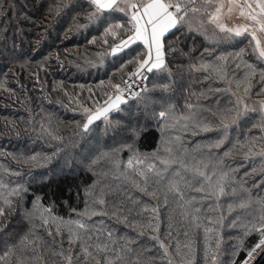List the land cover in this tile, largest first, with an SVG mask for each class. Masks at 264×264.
<instances>
[{
    "label": "snow or ice",
    "instance_id": "snow-or-ice-1",
    "mask_svg": "<svg viewBox=\"0 0 264 264\" xmlns=\"http://www.w3.org/2000/svg\"><path fill=\"white\" fill-rule=\"evenodd\" d=\"M65 11L75 13L72 21L77 30L95 27L100 33L99 38L93 36L88 41L96 44L99 39L102 46H107L106 52L97 53L100 64L104 63L105 56L117 58L125 50L130 55L117 69L121 73L119 82L109 78L107 84L102 80L97 85L104 97L103 103L93 100L91 88L87 99L92 100V107L69 97L70 102L78 105L82 118V122H76L74 137L84 143L78 145L76 140H69L65 144L64 137L51 130L50 122L47 126L43 122L40 124L45 134L59 142L52 156L63 154L68 158L65 163L69 167L96 177L90 184L83 185L82 210L71 207L67 201L62 202L69 207L70 213H75V218L56 215L55 201L45 205L38 194H33L32 207L24 208L28 188L21 183L9 188L0 182V189L7 190L6 194L0 192L3 201L0 206V221H3L0 222V264H127L126 254L132 251L127 247L128 238L122 237L126 243L117 247L118 241L106 225L105 218L109 216L125 224L131 218L140 234L149 230L155 233L150 239L159 245L162 264H199L201 251L204 264H219L222 230L239 227L244 236L256 233L259 237L241 262L249 264L253 253L264 247V197L256 198L258 208L254 214L249 213L252 219L242 220L236 216L227 222L221 202L229 195H237V188L232 186L235 178L230 175L234 170L225 169L223 157L214 160L211 149H220L226 141L232 143V130L239 127L249 112L259 113V121L253 127L264 132V0H55L49 7V13L57 16ZM185 29L189 34L203 35L217 47L233 46L234 42L239 44L245 39L248 43L218 55L205 48L199 58L187 65L191 78L189 87L180 88L184 77L180 75L177 80L178 73L170 67V56L178 51L182 53V49L176 47L180 37L175 34ZM169 36L175 40L169 41ZM205 55L209 58L205 59ZM230 64L236 70L243 69L242 75L238 77L235 71L230 72ZM129 67L131 71H127ZM150 76L153 78L151 88L147 83ZM36 79L39 81L38 75ZM200 80L222 82L224 87H216L214 91L228 92L234 99L226 105L219 99L214 105L202 103L209 100L213 90H193L191 85ZM137 84L143 86L136 90L133 85ZM257 84L258 91L255 90ZM3 86L0 82V87ZM178 90L187 94L183 110L176 99ZM254 91L260 99L252 100ZM142 118L156 120L161 132V139L151 152L141 151L138 146ZM201 132L213 133L217 139L206 145L198 144L191 151L184 146L186 134L195 136ZM259 139L264 142V136ZM256 140V136H245L243 140L238 137L232 149L246 156L264 158V148L254 151ZM203 147L209 149V154L201 153ZM232 149L225 151L223 156H229ZM125 151L128 153L126 160L121 155ZM52 156L34 153L18 162L42 164ZM101 160L111 165L113 176L123 177L131 188L144 196L156 201L162 198L164 205L169 203L171 196L180 209V219L177 221L170 216L169 228L177 227L178 233L182 230L183 242L175 238L173 245L160 239L159 203L149 205L127 195L124 200L110 205L106 195L112 189L102 185L100 179L108 172L96 171ZM242 191L247 197L239 203H229V213L237 208L251 207V192L243 187ZM13 197L18 198L16 207L23 209L20 213L23 227L11 228V220L5 219L15 211ZM128 202L143 205L136 212L140 219L133 217L134 208L128 207ZM93 217L97 219L94 221ZM200 231L203 232L202 250L195 238ZM167 236L172 239L171 231ZM148 264L153 262L150 260Z\"/></svg>",
    "mask_w": 264,
    "mask_h": 264
},
{
    "label": "trees",
    "instance_id": "trees-1",
    "mask_svg": "<svg viewBox=\"0 0 264 264\" xmlns=\"http://www.w3.org/2000/svg\"><path fill=\"white\" fill-rule=\"evenodd\" d=\"M54 3L55 0H0V81L14 79L16 86L8 83L5 85L4 91L12 96L15 94V102L21 108H26L31 112V115L25 114L21 109L18 110L17 104L14 106L17 111L11 110L8 112V110L0 109V131L6 134L3 138L5 140L3 145H0V181L7 184L9 188L14 187L17 183L24 184L28 188V193L23 202L24 208L30 209L34 198L33 194H38L43 197L45 205L55 201V214L67 219L69 216L75 218V213H70L69 207L62 202L67 201L71 207L76 208L78 211L82 210L84 208L83 185L90 184L96 177L92 173L84 172L74 166L69 167L65 163L68 158L63 154L52 156L55 146L59 142L52 140L50 136L45 134L40 124L43 122L47 126L50 122L51 130L55 134L64 137L65 144L69 140H76L78 145L84 143L74 137L76 122H82V118L78 105L70 102L69 97L78 98L86 106L92 107V100L87 99L89 96L88 89L91 88L94 93L93 100L103 103L104 97L97 85L102 80L107 84L109 78L113 82H119L121 73L117 69L124 60L129 58L130 53L125 50V53L118 54L117 58L105 56L104 63L100 64L97 53L106 52L107 46H102L99 39L96 44L88 43L93 36L99 38L100 33L95 27L77 30L72 21V16L75 13L65 11L60 16L49 13V7ZM175 36L180 37L176 47L182 49V53L178 51L170 56V67L178 73V81L180 75L184 77L183 84L179 85L180 88L189 87L191 78L187 73V65L199 58L205 48L218 55L220 52L232 51L235 47V42L233 46L220 45L217 47L210 40H206L203 35L195 32L189 34L186 29L183 33L177 32ZM168 39L173 41L175 37L169 36ZM131 47L136 48L135 45ZM57 57H59V60ZM204 58L208 59L209 57L205 55ZM86 61H91V63H86ZM229 67L230 72L235 71L238 77L242 75L243 69L236 70L234 65L231 64ZM131 70V67L127 69V71ZM37 75L39 81L36 79ZM25 80L28 82L23 84ZM152 82L153 78L150 76L149 88H151ZM191 87L197 92L207 91L209 88L213 90L210 93L209 100L202 101L205 104L214 105L216 100L219 99L222 104L226 105L232 99L231 94L228 92L216 93L214 91L216 87H224L222 82L210 83L200 80L193 83ZM258 89L259 84L255 90L258 91ZM186 95L185 92L180 90L176 93L180 110H183ZM133 110L135 111V107H133ZM258 121V112L249 113L247 118L240 122L239 127L232 130V143L226 141L220 149H211L213 159L220 158L214 156L216 151H222L221 157H223L226 169L228 158L224 157L223 153L232 149V144L235 143L238 137L241 140L245 136L251 137L250 134L253 133L249 132V128L257 124ZM140 124L143 126V130L138 146L141 151L151 152L161 139L158 122L142 118ZM101 127H103L102 124ZM109 135H112L111 132ZM215 139H217V136L213 133L201 132L195 136L188 133L185 135L183 143L191 151L198 144L206 145ZM193 145L195 147H192ZM86 148L87 145H85ZM85 149H79V151L82 152ZM69 151H72V149L69 148ZM34 153L47 154L52 156V159L35 165L18 162L23 157L31 156ZM201 153L207 155L209 149L203 147ZM239 153L238 149H232L230 154L239 155ZM121 155L126 160L128 153L125 151ZM234 158L239 159L237 156ZM110 169L111 165L106 160H101L96 165L98 173L108 172L107 176L100 177L101 184L108 185L112 189L106 195L108 203L111 205L124 200L127 195H131L133 198L149 205L159 203L160 239L164 240L165 243L171 242L173 245L175 244L174 238H179L183 242L185 239L183 231L180 230L178 233L177 227L169 228L170 216H173L177 221L180 219L172 213V207L162 205L154 199L148 200V196H144L131 188L123 177L113 176ZM10 173L19 174L13 179L10 177ZM6 191L5 189L0 190L5 194ZM77 191H79V198H77ZM97 191H99V188ZM13 201V208L17 209V214L15 211L13 212L15 218H13L11 227H23V220L19 215L23 209L16 207L17 197H13ZM142 206V204L132 205L128 202V207L134 208L132 215L136 219L141 218L136 216V212ZM96 219V217H93L94 221ZM105 221L108 229L112 231L113 238L118 241L117 247L126 243L125 240L121 239L122 237L128 238L127 247L131 248L132 251L126 254L127 264H148L150 260L153 264H162V252L159 245L156 241L150 239L155 233L149 230L140 234V230L133 225L131 218L127 224L120 222L114 216L105 218ZM227 222L230 223L231 221L227 220ZM236 229L240 231V235H243V229L239 227ZM39 231L44 234L42 229ZM170 231L172 233L171 240L167 236ZM232 231L229 227H225L222 233L224 236L230 237ZM190 232L194 231L190 229ZM195 238L199 240V244L203 243L202 231L196 234ZM258 239L257 234L252 233L247 236L246 242L251 245L255 244ZM243 255H245V252H241L237 260ZM201 257L202 251L198 256L199 264L201 263Z\"/></svg>",
    "mask_w": 264,
    "mask_h": 264
},
{
    "label": "rangeland",
    "instance_id": "rangeland-1",
    "mask_svg": "<svg viewBox=\"0 0 264 264\" xmlns=\"http://www.w3.org/2000/svg\"><path fill=\"white\" fill-rule=\"evenodd\" d=\"M1 81L3 82L4 86L0 87V109L8 110V112L11 110L17 111V109H14L15 104H17L15 102V97H14L15 94H13L14 96H12L6 91H4L6 84L11 83L13 86H16V83H15L16 81H14V79L4 80V81L1 80ZM27 82L28 81L25 80L23 84H26ZM4 92L5 94H7L6 96ZM260 98L261 97H258L253 93L252 100H257ZM232 99L234 98L232 97ZM249 104H251V101H249ZM17 106H18V110L21 109L25 114L31 115V112L28 111L26 108L23 109L18 104ZM249 113H252V112H249ZM249 132L253 133V134H250L251 136L257 137V140L255 142L254 151L258 152L261 148H264V142H261L259 139L261 136H264V132H262L258 127H253V126L249 128ZM5 136L6 134L3 131H0V145L1 146L3 145L5 141L3 139L5 138ZM192 147H195V145H193ZM221 153L222 151H216L214 156L221 157ZM236 156L239 159H235L234 157ZM227 158H228L226 161L228 165L227 168H231L234 170L230 175L235 178L236 183L233 184L232 186L237 188V195L236 196L229 195L225 197L221 202V211L225 215L226 220H229V221L236 218V216H239L242 220L252 219V216L249 215V213L254 214L256 212V209L258 208V205L255 202L256 198L264 197V158H261L259 156H246L244 152H241V151L239 155L230 154L229 156H227ZM0 166H1V163H0ZM0 172H1V169H0ZM245 173H247V175H245ZM10 174H11L10 177L13 179L17 177V174H13V173H10ZM242 187L247 188L251 192L252 197H253V203L249 209L242 210V209L237 208V209H234L232 213H229L227 209V205L229 203H234V204L239 203L240 199L247 197V193L242 191ZM192 194L196 195V193H192ZM147 198L150 201L152 200L151 197H147ZM159 202L160 204L164 205L163 199H160ZM167 205L172 207V213L175 216L179 217L178 213L180 209L177 207L176 202L173 200L171 196H169V203ZM0 206H3L2 200H0ZM205 207H206V204H205ZM15 212L17 214V209L15 210ZM13 218H15V213H12L10 217L5 218L6 220H11L10 227L13 224ZM0 222H3V221H0ZM22 224L24 225V222H22ZM230 230H233L230 234V237L224 236L222 233L221 247H220V251L218 254L219 264H233V262L234 264H241V262L246 258L247 250L254 245V244L249 245L246 242L247 236L245 237L244 235H240V231H238L236 228H233V229L230 228ZM173 240L175 241V238ZM202 240H203V232H202ZM202 247H203V243L200 244L201 249ZM263 250H264V247H262L261 249H257V251L253 253V257L249 260V264H252ZM234 252L236 253L235 255H233ZM241 252H245V255L241 256L237 260ZM200 259H201L200 264H204L203 256Z\"/></svg>",
    "mask_w": 264,
    "mask_h": 264
},
{
    "label": "water",
    "instance_id": "water-1",
    "mask_svg": "<svg viewBox=\"0 0 264 264\" xmlns=\"http://www.w3.org/2000/svg\"><path fill=\"white\" fill-rule=\"evenodd\" d=\"M252 264H264V250L260 253V255Z\"/></svg>",
    "mask_w": 264,
    "mask_h": 264
},
{
    "label": "flooded vegetation",
    "instance_id": "flooded-vegetation-1",
    "mask_svg": "<svg viewBox=\"0 0 264 264\" xmlns=\"http://www.w3.org/2000/svg\"><path fill=\"white\" fill-rule=\"evenodd\" d=\"M247 43H248V40L245 39V40H243L241 43H239V44H235V47L246 46ZM221 46H222V45H221ZM253 62H255V61H253Z\"/></svg>",
    "mask_w": 264,
    "mask_h": 264
},
{
    "label": "built area",
    "instance_id": "built-area-1",
    "mask_svg": "<svg viewBox=\"0 0 264 264\" xmlns=\"http://www.w3.org/2000/svg\"><path fill=\"white\" fill-rule=\"evenodd\" d=\"M150 79V77H149ZM147 83H149V80L147 81ZM143 85H133V88H135L136 90H139L140 87H142Z\"/></svg>",
    "mask_w": 264,
    "mask_h": 264
}]
</instances>
